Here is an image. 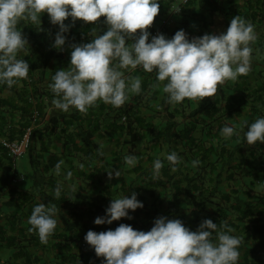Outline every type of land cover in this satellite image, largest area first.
Here are the masks:
<instances>
[{
    "label": "trees",
    "instance_id": "1",
    "mask_svg": "<svg viewBox=\"0 0 264 264\" xmlns=\"http://www.w3.org/2000/svg\"><path fill=\"white\" fill-rule=\"evenodd\" d=\"M176 1L159 0L160 10L151 26L158 25L157 30L162 28L164 18L174 11ZM189 1L193 2L187 0L178 5L184 24L189 23L183 17ZM104 19L100 17L97 22L77 19L74 25L71 17L66 19L65 24H69L70 28L65 33L67 39L63 50L52 47L59 26L50 22L46 12L41 16V24L19 21L17 27L27 37L28 47L18 53V58L28 62L29 73L27 78L11 88L7 84H0V93L9 91L14 94L8 100L0 99V104L5 107L2 113L20 114L17 126L8 127L9 140L20 138L27 128L32 127L28 150L35 145L33 141L37 135L42 133L43 137H48L46 145L62 143L66 157L77 152L91 163L99 162L92 172L83 174L88 183L99 185L95 210L92 213L88 209L93 217L105 215V209L112 199L124 195L130 197L133 192L137 193V199L143 202L144 207L129 210L131 219L124 217L111 225H97L94 221L84 223L85 212L82 209L86 207L83 208V200L76 197L70 202L66 195H52L58 184H51V178L47 175L60 160L42 163L41 157L36 161L32 159L33 190L21 192L13 181L23 175L16 171L15 161L0 145V169L5 163L3 159L9 163L6 173L0 178V197L4 199L0 204V248L13 251L11 255L2 252L0 264H101L103 257H97L94 249L84 240L88 230L106 231L126 223L134 229L148 231L160 216L180 219L192 231L205 218L212 219L221 230H226L224 225L227 224L235 230L232 234L241 238L238 264H264V186L258 190L264 176V143H246L244 133L252 121L247 120L246 125L239 120L233 121L238 108L235 104L200 103L185 116L183 108L171 106L165 95L160 106H163L168 118L163 126L156 129L145 117L144 110L161 100L162 86L154 78L149 82L144 81L141 92L128 93L129 99L124 105L114 107L108 104L111 108L105 109L101 100V109L95 114L97 121L104 114L111 116L109 132L115 134L111 158L103 148L91 141L97 133L103 136L106 128L99 124L85 131L80 130L81 127L73 131L71 129L75 126L70 125L72 119L81 112L76 109L75 114H62L53 107L55 93L48 87L52 75L58 69L69 66L71 44L91 42L94 38L93 28L97 29V35L107 31L108 25ZM149 75L153 77L154 74ZM183 101L190 102V99ZM94 110L93 106L90 107L86 115L81 113L80 118L89 122L96 113ZM47 116L48 121L43 125ZM178 116L186 119L182 125L177 121ZM0 119L6 121L5 117ZM225 124L236 129V133L228 139L221 135ZM147 133L151 134L150 138ZM140 139H148L145 153L137 152L136 165L128 168L124 155L118 153L123 148L134 147ZM32 151H37L35 146ZM171 151H176L182 157L176 171L171 170L172 166L166 159ZM157 158L162 160L163 167L160 175L154 178L152 167ZM193 160L200 163L193 167ZM110 169L121 172L120 177L112 178L120 181L117 186L113 184L114 181H108L107 172ZM132 174L134 178L130 182L123 180V175ZM46 187L48 190H45ZM38 197L46 206L54 205L57 208V228L46 244L41 243L35 231H29L31 225L27 223L34 205L38 204ZM64 208L68 211L58 218L59 211ZM4 216L8 217L6 224L3 223ZM72 218L76 221L72 222Z\"/></svg>",
    "mask_w": 264,
    "mask_h": 264
},
{
    "label": "clouds",
    "instance_id": "2",
    "mask_svg": "<svg viewBox=\"0 0 264 264\" xmlns=\"http://www.w3.org/2000/svg\"><path fill=\"white\" fill-rule=\"evenodd\" d=\"M159 10V0H0V84L11 88L27 78L29 64L18 58V53L28 47V39L17 25L21 20L41 24L45 12L50 22L59 26L52 44L58 50H63L66 43L65 33L70 25L65 20L69 17L73 25L77 19L97 22L100 17L108 25L102 35H97L93 28L91 42L71 44L69 66L52 75L48 85L55 93L52 104L64 112L75 108L86 113L98 100L114 107L124 105L128 93L141 92L142 81L140 76L125 77L122 70L142 67L148 73L155 72L158 81H166L163 91L169 104L185 98L211 97L217 93L218 85L249 73L251 44L257 40L251 22L236 15L219 35L205 33L189 39L185 30L180 29L168 38L163 33L152 35L148 31ZM180 10L177 8L176 12ZM235 133V127L228 124L221 129L225 139ZM244 138L249 145L264 143V116L248 125ZM166 159L172 171L182 161L176 151L168 153ZM124 161L134 166L137 156L125 155ZM63 163L61 160L55 165L57 173ZM199 163L193 160L192 166ZM162 167V160L157 158L152 167L154 178L160 175ZM66 175L70 177L72 172L69 170ZM107 175L111 180L120 177L121 172L110 169ZM54 192L59 197L61 186L57 185ZM143 207L133 192L130 197L112 199L105 215L97 216L94 223L111 225L124 217L131 219L129 210ZM56 213L54 205H34L27 223L41 243L46 244L57 228ZM224 229L205 218L192 231L180 219L160 216L148 231L120 223L106 231L90 229L84 240L97 257H103L101 264H238L241 238L233 235L235 230L227 224Z\"/></svg>",
    "mask_w": 264,
    "mask_h": 264
},
{
    "label": "crops",
    "instance_id": "3",
    "mask_svg": "<svg viewBox=\"0 0 264 264\" xmlns=\"http://www.w3.org/2000/svg\"><path fill=\"white\" fill-rule=\"evenodd\" d=\"M184 0H177L174 4V11L171 12V16L164 18L163 24L161 25L162 28L157 30L159 26H149L148 31L152 33V35H156L158 33H163L166 37L171 38L177 30L183 29L188 34L189 39L197 36H202L205 33H212L219 35L221 32L226 31L227 27L230 24L231 19L239 15L244 18L246 21L251 22L255 26V32L257 34V40L251 44L253 48L252 57H251V70L247 75H240L236 80H226L223 84L218 85L217 93L211 97H204V98H196L190 99L189 101H182L177 104H170L173 107L181 108L182 105L186 107L189 104V107L192 109L195 108L200 103H208V102H215V103H222L224 106L227 103L235 104V107H238L235 112L236 117L238 120L242 119L244 125H246L247 120H251L254 122L257 118L264 116V0H193L189 1V5H187L186 12L183 14L185 19L189 21L188 24L182 23V16L179 12H176L178 5L183 3ZM155 27V28H154ZM155 29V30H154ZM139 32V30H138ZM151 39V37H149ZM124 72L125 77L131 76H140L142 82H149L150 79H155V82H158L156 79L155 72H152L154 75L153 77L142 69V67H138L134 70H122ZM165 82H161L160 88V97L162 99L167 95L163 91V85ZM143 83H141L142 85ZM159 84V82H158ZM151 91L148 90V93ZM133 93H130L132 95ZM14 97L9 91H4L0 93V99L8 100L9 98ZM93 107L95 108L94 117L89 122L82 120L80 115H75L76 118L72 119L70 125H74L75 128L72 129L73 131L76 130V127H81L80 130H87L92 128L94 125H101L102 127L106 128L103 131L104 135H97L92 138V143L98 145L99 147L106 149V154L108 155V147L109 144L111 145L114 142L115 134L111 135L109 131L111 126V116L104 114L101 119L98 121L96 120L98 109H101V100L97 101ZM186 102V103H185ZM8 103V101H6ZM104 106L103 108H111L108 106L107 103H102ZM54 107V106H53ZM5 107H2L0 104V118L5 117V122L0 121V145H3V142L8 139V127L17 126V121L19 120V113H2ZM58 110L57 108H55ZM187 109V108H186ZM51 110V109H49ZM60 110V109H59ZM75 108H70L68 112H64L60 110L63 114H75ZM172 111V110H171ZM86 115V113H84ZM84 117V116H83ZM234 119V118H233ZM1 120V119H0ZM48 121V116L46 121L43 123L45 125ZM234 121V120H233ZM42 125V126H43ZM78 131V129H77ZM33 135V134H32ZM48 142V137L44 136L40 133L35 138V148L37 149L36 152L32 151L34 146H31V150H28L27 153L30 154V158L26 160L24 158L22 163V168L18 167L17 160L15 161L16 171L22 174L25 178L23 180L18 181L16 186L18 190L21 192H29L33 190V169L31 166L32 159L33 161L38 160V157L43 161L42 163H47L50 160H63L64 163L61 165L60 172L57 173L55 167L50 170L48 173V178H51V184L57 183L61 186V194L66 195L65 197L67 200L69 199L72 202V199L78 197L79 199L83 200L84 205L82 212H85L83 215V222L89 223V221H94L96 217L91 215L89 208L93 211L95 210L94 206L98 203L97 193H99V185L94 184L93 182L88 183L85 180L86 173L92 172L93 167L95 164L99 162H89L84 159V156L73 152L70 157H66L63 154V145L62 143H53L50 145H46ZM78 142H80L78 140ZM30 149V148H29ZM26 153V154H27ZM33 156V157H32ZM23 158V157H22ZM5 162V163H4ZM3 167L0 169V178L1 175H4L8 169L9 163L7 159H3ZM72 172V175L68 177L66 173L68 171ZM93 181L94 178L90 177ZM96 180V179H95ZM263 182L259 189H262L264 186V176L262 178ZM108 182V181H107ZM106 182V183H107ZM45 190H48L46 187ZM52 195L55 196V193ZM71 195L73 198H71ZM56 197V196H55ZM4 202V199L0 197V204ZM36 202L38 204L41 203L40 198H36ZM69 207V204H67ZM66 207V208H67ZM62 209L59 211L58 218L60 214L66 213L68 209ZM77 212V211H76ZM92 216V217H91ZM8 217L4 216L3 223L6 224L8 221ZM72 222L76 221L74 218L71 219ZM8 228V227H6ZM2 252H6L7 255H11L13 253L12 250H6L0 248V254Z\"/></svg>",
    "mask_w": 264,
    "mask_h": 264
},
{
    "label": "rangeland",
    "instance_id": "4",
    "mask_svg": "<svg viewBox=\"0 0 264 264\" xmlns=\"http://www.w3.org/2000/svg\"><path fill=\"white\" fill-rule=\"evenodd\" d=\"M182 108H183V112L186 114L185 116H188V114L190 113V110L192 109L191 107H189V105L186 107L185 105H182ZM187 108V109H186ZM144 113H145V117H147L148 121L153 125L154 128L158 129L160 128L161 126H163L165 124V121H166V118H168L166 112L164 111L163 109V106H160V101L158 102H154L152 106L148 108H145L144 110ZM185 117H180L178 116L177 118V121L180 123V125H182L184 122H185ZM234 121L238 120L236 117H234L233 119ZM242 121V119L239 120V122ZM238 125V124H237ZM149 138L151 136V134H146ZM148 139H140L137 144H135L134 147H127L126 149H121L120 150V153L118 154H121V155H127L129 154L130 152L132 154H135L137 152H144L145 153V150H146V143H147ZM110 147H108V157H112L113 156V152L112 150L114 149V146L111 144H109ZM106 151V149H104ZM132 150V151H131ZM30 154H25L23 156V158H20L17 160V164H18V167L19 168H22V163H23V160L24 158L26 160H28L30 158ZM136 165V164H135ZM134 165V166H135ZM128 168H131L132 166H129L127 165ZM123 180L124 181H127V182H130L132 180V178H134V175H123ZM108 181H114V185L117 186V183L120 182L119 180L117 179H111V180H108Z\"/></svg>",
    "mask_w": 264,
    "mask_h": 264
},
{
    "label": "built area",
    "instance_id": "5",
    "mask_svg": "<svg viewBox=\"0 0 264 264\" xmlns=\"http://www.w3.org/2000/svg\"><path fill=\"white\" fill-rule=\"evenodd\" d=\"M186 2L187 0H184V3ZM32 132L33 128L29 127L24 131L20 138L16 140H6L3 142V147L14 161L22 158L27 153L32 138ZM23 179L24 176H20L13 182L17 183L18 181Z\"/></svg>",
    "mask_w": 264,
    "mask_h": 264
}]
</instances>
